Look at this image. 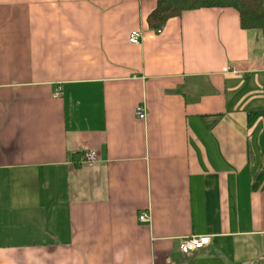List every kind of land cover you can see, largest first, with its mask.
I'll list each match as a JSON object with an SVG mask.
<instances>
[{
    "label": "crops",
    "instance_id": "crops-1",
    "mask_svg": "<svg viewBox=\"0 0 264 264\" xmlns=\"http://www.w3.org/2000/svg\"><path fill=\"white\" fill-rule=\"evenodd\" d=\"M155 7L0 0V264H264V38Z\"/></svg>",
    "mask_w": 264,
    "mask_h": 264
},
{
    "label": "trees",
    "instance_id": "trees-1",
    "mask_svg": "<svg viewBox=\"0 0 264 264\" xmlns=\"http://www.w3.org/2000/svg\"><path fill=\"white\" fill-rule=\"evenodd\" d=\"M202 9H232L238 15L240 29L256 31L264 38V0H156L155 9L147 17V26L157 33L169 20Z\"/></svg>",
    "mask_w": 264,
    "mask_h": 264
},
{
    "label": "built area",
    "instance_id": "built-area-1",
    "mask_svg": "<svg viewBox=\"0 0 264 264\" xmlns=\"http://www.w3.org/2000/svg\"><path fill=\"white\" fill-rule=\"evenodd\" d=\"M143 35L141 32H132L129 36V42L134 45L141 43ZM136 116L141 120H145L146 111L144 105H139L136 109ZM84 162L86 163H95L97 161V154L95 151L87 150L84 152ZM141 222H149V214L143 213L139 216ZM210 244L209 236L201 237H188L183 238L180 241L179 248L182 253L189 254L195 252L196 250L204 248L206 245Z\"/></svg>",
    "mask_w": 264,
    "mask_h": 264
}]
</instances>
